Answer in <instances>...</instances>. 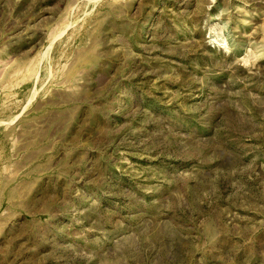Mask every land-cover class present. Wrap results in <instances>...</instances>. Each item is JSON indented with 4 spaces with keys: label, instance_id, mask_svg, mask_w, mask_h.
Returning <instances> with one entry per match:
<instances>
[{
    "label": "rangeland",
    "instance_id": "374dc122",
    "mask_svg": "<svg viewBox=\"0 0 264 264\" xmlns=\"http://www.w3.org/2000/svg\"><path fill=\"white\" fill-rule=\"evenodd\" d=\"M0 264H264V0H0Z\"/></svg>",
    "mask_w": 264,
    "mask_h": 264
}]
</instances>
